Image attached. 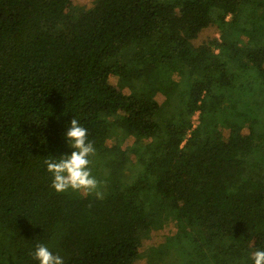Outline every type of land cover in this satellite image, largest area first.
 <instances>
[{"label": "trees", "instance_id": "trees-1", "mask_svg": "<svg viewBox=\"0 0 264 264\" xmlns=\"http://www.w3.org/2000/svg\"><path fill=\"white\" fill-rule=\"evenodd\" d=\"M71 1L0 0V264H39L38 244L64 264H134L141 226L168 223L175 233L150 245V264H253L264 250L252 211L264 191V0H95L102 15L64 44L54 31ZM209 27L218 38L197 44ZM125 48L129 94L108 82ZM74 118L95 148L99 197L51 187L44 161L71 154Z\"/></svg>", "mask_w": 264, "mask_h": 264}, {"label": "rangeland", "instance_id": "rangeland-1", "mask_svg": "<svg viewBox=\"0 0 264 264\" xmlns=\"http://www.w3.org/2000/svg\"><path fill=\"white\" fill-rule=\"evenodd\" d=\"M95 0H72L69 7L65 8L61 12V18L58 19V26L54 31V35L59 38L64 44H70L73 40L80 38L94 21H96L102 14L98 4H95ZM218 31L215 27H209L204 29L196 43H201L208 39L218 38ZM129 49L125 48L120 55L113 57L109 63V77L108 82L112 86H115L118 89H121L125 94H129L127 88H123L124 79L130 73V63H129ZM71 58L67 57L59 71V76L61 78L69 72L71 66ZM156 98L161 102L164 100L163 95H158ZM198 124V113L193 117V125ZM35 131L38 134V146L43 147L46 143V132L43 129L36 128ZM221 137L223 140H227L228 136L226 133H222ZM134 140L129 139L128 143H125L122 146V149L130 144ZM107 147L110 145V142H106ZM254 214L261 218L264 215V191L261 192V195L257 197V201L253 207ZM168 220V212L161 211L159 213V221ZM168 223V222H167ZM175 227L172 223H168L160 230H153L147 226H141L138 231V247L142 256L134 264H150L149 254H150V245L158 241H165V237L175 233ZM103 242V239H101Z\"/></svg>", "mask_w": 264, "mask_h": 264}, {"label": "clouds", "instance_id": "clouds-1", "mask_svg": "<svg viewBox=\"0 0 264 264\" xmlns=\"http://www.w3.org/2000/svg\"><path fill=\"white\" fill-rule=\"evenodd\" d=\"M65 139L73 149L71 154L44 161L53 178L51 187L56 193L71 190L85 195L96 194L99 197V181L92 175L90 168L89 157L95 154V148L88 140V130L74 118L65 133ZM33 256L39 264H64L63 259L54 255L44 244L36 246ZM250 258L253 264H264V250H254Z\"/></svg>", "mask_w": 264, "mask_h": 264}]
</instances>
